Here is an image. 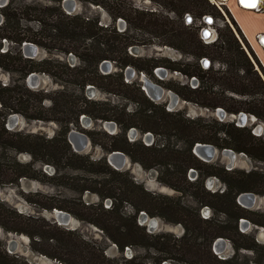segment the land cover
<instances>
[{
	"label": "trees",
	"instance_id": "trees-1",
	"mask_svg": "<svg viewBox=\"0 0 264 264\" xmlns=\"http://www.w3.org/2000/svg\"><path fill=\"white\" fill-rule=\"evenodd\" d=\"M45 1L50 4L33 5L10 0L7 6L0 8V15L4 18L0 24V49L3 40L18 46L16 53L11 50L0 52V68L17 75L13 85L3 86L0 83V146L4 151L27 152L33 158L30 164L15 162L9 167L2 165L0 156V184H15L22 178L41 180L35 168L38 162L53 164L57 174L61 168L68 167L94 175H106L110 177L108 181L97 183L96 188L86 187L85 190L98 194L101 200L112 199L109 209L101 205L98 216L101 219L95 224L121 252L126 247L153 250L158 254L156 264H250L240 254L242 250H247L254 254L255 264H264V245L239 231L238 221L248 215L237 202L238 196L243 193L264 195V173H246L236 169L229 171L217 164H205L192 151L196 143H202L213 145L221 151L230 149L255 160H264L256 154L263 150V141L252 134L251 128L238 127L235 122L212 120L217 128L211 129L201 125L202 119L191 120L183 117L181 112H170L165 105L153 102L142 90L141 84L126 83L124 76L126 69L133 67L157 84L175 91L184 101L210 110L222 108L234 115L245 113L264 121V67L230 11L227 10L226 14L239 38L234 28L225 23V30H218L217 40L205 43L197 22L202 23L205 17H211L215 24V16L223 18L217 6L209 0H152L167 15L139 10L126 0H80L102 6L114 22L124 18L127 28L123 32H119L115 25H101L99 18L67 14L62 8L64 0ZM187 15L192 19L191 24L186 23ZM33 21L39 23L38 29L29 25ZM131 30L149 32L161 38L162 46L179 50L193 62L133 57L129 48L136 43ZM24 43L35 44L48 52L73 54L79 58L80 64L71 67L58 60L27 58L23 54ZM203 59L210 61L208 68L203 66ZM104 61L114 62L119 71L102 74L100 66ZM217 62L225 64L227 68H216ZM159 67L179 72L188 79L196 78L199 84L196 88L165 84L154 74ZM32 73H44L60 80L63 88L52 92L30 89L26 79ZM88 85L119 96L127 104L88 99ZM46 102H50V105L47 106ZM129 103L136 104V108L128 109ZM11 114H20L30 121L55 122L60 125L61 131L52 139L38 134L12 132L6 127ZM83 115L102 122L113 121L118 125L120 132L109 137V145L103 146L107 154L121 151L145 169L165 167L167 171H160L159 182L180 193H190L196 198L198 206H186L179 198L151 194L129 178L128 172L111 167L105 157L93 161L89 156L75 152L68 135L72 127H80ZM202 127L210 133L206 138L199 136ZM132 128L142 135L149 132L169 141L165 144L155 141L151 146L141 141L130 142L127 133ZM87 135L97 144L94 132L89 131ZM173 136L180 140V147L170 142ZM202 166H206L207 170L202 171ZM191 169L201 170L196 181L187 178ZM209 176L220 178L226 190L222 193L207 191L204 183ZM60 179L62 177L49 178L52 182ZM60 182L66 184L63 180ZM161 199L170 201L169 209L177 215L171 222L183 225L185 231L182 236L149 233L145 226L138 224L141 212L165 218L161 212L164 207ZM126 202L134 206V215L125 216L122 212ZM204 206L212 207L217 214H224L225 220L201 218L200 210ZM6 213L5 205L0 201L1 225ZM262 217L255 223L264 227V215ZM17 232L24 233L21 230ZM64 233L75 235L78 239H65L62 249L76 256L79 263L75 264H120L117 259L108 257L104 249L83 240L75 232ZM218 238L233 243L234 256L221 259L214 253L213 245ZM2 255L3 259H8L5 252ZM55 258L61 260V257ZM137 258L132 257L125 264H135Z\"/></svg>",
	"mask_w": 264,
	"mask_h": 264
},
{
	"label": "rangeland",
	"instance_id": "rangeland-1",
	"mask_svg": "<svg viewBox=\"0 0 264 264\" xmlns=\"http://www.w3.org/2000/svg\"><path fill=\"white\" fill-rule=\"evenodd\" d=\"M21 1L33 5L50 4V2L45 0ZM126 1H128L129 4H131L134 8H137L139 10L158 11V13L167 15V12L165 13L163 8L159 6V4L153 2L152 0ZM76 2L77 7L76 11L73 14H82L91 18H99L101 25L106 27L115 25L119 32H123L126 30L127 24L124 18H118L114 22L108 12L102 6L84 3L80 0H76ZM62 8L68 14L63 6ZM216 9L222 14L223 18H221L220 16H215L216 20L213 26L208 25L206 21L204 22L207 25L204 22H197V26L200 27V31H202V28L207 27L211 30L216 29L218 35V30L224 31L226 27L225 23H228V25L232 29H235H233V31L239 38V34L236 32V28L234 27L230 17H228L226 14V11H229V9L226 6H221V8L216 7ZM170 16L175 19L173 14H170ZM189 19H191L190 16ZM2 20H4V18L0 15V24L2 23ZM120 21H123V27L120 26ZM186 23L191 24L192 22L186 19ZM29 25H32L37 29L39 28V23L36 21L30 22ZM130 34L134 37V41L136 43V45H133L129 48V53L133 57H154L158 59H170L171 61L176 62H193V60L189 56L183 54L179 50L170 46H162V39L149 32L131 30ZM214 41L215 40L212 37L209 40L207 39L205 43H212ZM38 48L39 51L37 57L35 58L36 60H58L67 63L71 67L78 66L80 64L79 58L73 54L65 55L59 51L48 52L41 47ZM135 48H138L137 53L134 51ZM8 50L16 53L18 51V46L7 40H3L1 42L0 52L3 53ZM112 66V74L119 71L114 62L112 63ZM159 68H164L168 71L167 77L164 79L165 84L174 86L178 84L188 85V87L190 88H196L199 84L197 79L195 83H192V79L186 78L179 72H172L165 67ZM216 68L225 69L227 68V66L225 64L217 62ZM133 69L137 71L135 68ZM100 72L104 74L101 68ZM38 74L41 76L40 86L33 90H44L45 92H52L63 88L60 80H57L44 73ZM140 74L141 73L137 71V75L131 79H128L125 74V82H136L141 84L139 79ZM155 76L157 79H159L156 74ZM16 78V74L6 72L5 70L0 68V83L3 86L13 85L14 79ZM153 82L157 84L155 81ZM159 86L164 88L166 92L164 98L161 101H157L155 103L165 105L166 110H171V108L169 107V102L170 99L171 102H173V97L170 92L168 94V91H172L175 94L177 93L173 90L163 87L162 85ZM68 87L69 89H72L71 86ZM90 87L94 89L91 90V93H88L86 90V97L88 99L103 102L107 101L112 104H127V102L121 99L119 96L105 93L100 88L94 85L87 86V88ZM46 105L49 106L50 102H46ZM135 108L136 104H128V109L132 110ZM173 112H181L183 114V117L189 118L191 120L197 121L199 119H202L203 121L201 122V125L210 127L211 129L217 128L212 120L221 121L216 114V110L207 109L194 102L184 101L182 98L176 104ZM18 116V123L12 128V130H10L12 132L38 134L43 136L45 139H52L61 131L60 125L55 122L30 121L20 114H18ZM84 116L85 119H83L82 121L80 119V127H72V129L85 135H87V132L89 131L94 132V138L96 139L97 144H95L87 135L89 138V145L84 152H81L79 154L89 156L91 160L97 161L107 154L103 146L109 145V137H111L112 135H117L120 130L116 132H112L109 129L105 130L101 127L102 124L100 122L102 121L95 120L88 115H83L82 117ZM255 119L256 121L249 122L247 124V127L252 129L253 135L259 137L258 139H261L263 141V144H261V148L263 150L258 151L256 154L258 157H262L264 159V132L258 134L255 131V127L257 125L264 126V121H259L256 117ZM224 122H235L237 126L236 120L232 118H227L226 120H224ZM7 123L6 127L9 130L10 128L8 127ZM86 123L88 125H86ZM139 133L141 134V132ZM209 134L210 133L208 132V129L203 127L199 132V136L203 138H206ZM128 140L130 142L133 141V139L130 137H128ZM154 140L162 142L164 144L169 141V139H165L162 136H154ZM137 141H141L144 145H146L141 139L140 135L137 137ZM170 142H172V144L176 145L177 147H180L181 145L180 140H178L175 136L171 137ZM147 144L150 143L147 142ZM0 156H2V165L9 167L13 166L15 162H19L24 165L33 162V158L29 153H17L16 151L11 149L4 151L1 146ZM128 158L130 159V161L128 162L127 166L121 171L128 172L129 178H131L136 184L141 185L145 191L151 194L162 195L169 198H179L181 202L186 206H198L197 200H195L196 198L190 193H180L178 191H175L171 187L159 182L158 178L160 175V171H162L163 173L167 171L165 167L145 169L139 163H134L129 156ZM229 160L230 159L228 157L219 153L214 162L209 164H217L218 166L223 167L227 170V164ZM202 162L208 164L204 161ZM35 168L37 169V175L41 180L22 178L15 184H0V201L5 205L7 212L5 217L3 218L4 220H2V225L0 224V264L79 263L75 255H70L69 253L62 250L64 243H66L65 239H67V241L68 239H77L75 235H65L64 232L69 231L75 232L76 235L81 237L83 240H86L91 244L104 249L108 257L117 259L120 264H125L126 261L131 259L132 257H138L135 264H156L158 260V254L153 250H147L142 247H126L125 251L121 252L118 247L114 243H112L103 233V231L95 224V221L101 219L100 217H98L100 214L99 212L101 205L103 204V208L109 209L112 206V199L110 200V198H108L106 200H101L98 194L92 192L91 190H85V188H96L97 183L108 181L110 178L109 176L94 175L93 173H90L88 171L76 170L68 167L61 168L60 172L57 174L56 167L53 164H45L43 162H38L37 164H35ZM235 169L245 171L246 173L251 171L264 173V160H255L244 154L243 156H238L235 164ZM206 170L207 167L202 166V171ZM42 174L46 175L47 177H44ZM200 175L201 170L191 169L190 173H188L187 178L189 181H196V179ZM51 176H58V178L62 177V179L60 180H63L66 184H60V180H55L54 182H52V180H49ZM204 186L205 189L207 191H210L211 193H222L224 190H226V185L220 178L216 176L207 177L205 179ZM257 196L258 198L253 207H242L248 217H243L240 220H247L250 226L247 229L243 226L241 227L239 220L238 227L241 233L250 236L258 244L264 245V227L259 226L255 223V221H260L261 219H263L262 216L264 215V195L262 196L257 194ZM161 201L164 205L161 212L165 215L166 219L159 216L152 217L148 215L149 218L157 219V223L155 225L153 233H169L177 237L182 236L185 231L183 225L171 222L176 219L177 215L172 209H169L170 201L168 199H161ZM54 210H61L68 214L70 216L69 223L64 224L57 222L53 214ZM205 211H207V213ZM122 212L125 216L134 215V206L129 202L124 203ZM141 213L137 219V222L139 225L145 226L147 228V231L149 232L150 224L148 222L142 223L140 221ZM200 215L203 219H209L210 217H212L217 219L218 221H223L226 218L224 214H217V212L210 206H204L200 210ZM19 230L24 231V233L17 232ZM225 240L227 241V244L230 245V248H227L225 250L224 255L232 257L235 254L233 243L228 239ZM4 252L8 255V259L6 260L3 259V255L1 256V254H4ZM214 253L216 254L215 251ZM240 254L243 256L242 258H246L250 262V264H255L253 262L254 254L251 251L242 250ZM55 256H58L59 258L61 257V260L55 258ZM162 264L180 263L164 262Z\"/></svg>",
	"mask_w": 264,
	"mask_h": 264
},
{
	"label": "water",
	"instance_id": "water-1",
	"mask_svg": "<svg viewBox=\"0 0 264 264\" xmlns=\"http://www.w3.org/2000/svg\"><path fill=\"white\" fill-rule=\"evenodd\" d=\"M8 3H9V0H0V8L7 6ZM62 6L68 12V14L71 15L76 11L77 2L76 0H64ZM190 20L191 19L188 18V21ZM205 21L211 26L214 24V20L211 17H205ZM120 24H121V27H123L124 25L123 21H120ZM201 34L204 39L207 38L208 40L211 39L212 37L214 40H216L218 37L217 31L211 30L210 28H204L201 31ZM260 43L264 46V36L261 37ZM22 49H23L24 55L27 58H31V59H35L39 51V48L32 43H24ZM134 51L137 53L138 48H135ZM202 63L205 68H208L211 65L208 59H203ZM100 68L102 72L105 75H107L111 73V69L113 68V66L110 61H104L101 64ZM156 73L160 80H164L167 77L168 71L164 68H157ZM125 74L128 79H131L137 75V71H135L132 67H128L127 70L125 71ZM139 79L142 85V90L146 93V95L152 101L157 102V101H161L164 98L165 92H166L164 88L155 84L144 73L140 74ZM40 82H41V76L38 73H32L26 79L27 86L30 89L38 88L40 86ZM195 82H196V79H193L192 83H195ZM92 89L94 88L90 87L88 89L89 90L88 93H91ZM169 92L173 93L172 91H168V94ZM173 94L175 95V98L173 102H171V99H170V102H169V107L171 108L170 111H173V109L176 106V103L178 102V99L181 100V98L177 94L175 93ZM216 114L221 121H224L227 118L235 119L237 126L239 127H245L247 126L249 122H254V119H255L254 116H251L245 113H241L239 115L229 114L222 108L217 109ZM18 120H19L18 114L9 115L7 119V122H8L7 124H8V127L10 128L9 130H12V128L18 123ZM100 123L102 124L101 127L105 130L109 129L112 132L118 130L117 124L113 121H104ZM86 125L88 124L86 123ZM255 131L256 133L261 134V132L259 131L258 125L255 127ZM139 135L143 141L148 142L150 144L153 142L152 133L148 132V133H145L144 135H141L139 131H137L135 128L131 129L128 133V137L132 138L133 141H136ZM68 140H69V143L73 146L74 151L77 153L84 152L89 145L88 136L74 129H72L71 132L69 133ZM192 151H193V154L197 158H199L200 160L206 163L214 162V160L216 159L219 153L228 157L230 160L227 164V170L229 171L235 169V164H236L238 156L244 155V153H236L235 151L230 150V149H224L221 151L213 145L202 144V143H196ZM104 157L106 158L108 164L117 171L123 170L127 166L128 162L130 161L128 156L121 151H114L112 153H108ZM247 198L249 200L247 202L250 203L251 206H253L258 196L254 193H243L239 195L237 198L238 204L243 208H248L247 206H243V203L244 201L247 200ZM56 211L57 210H54L53 214L57 222L68 224L69 220L67 218L63 219V215L61 213H56ZM140 221L142 223L148 222L150 224L149 233H153L155 229V223L157 222L156 218H149V216L145 212H142L140 216ZM243 222L246 226L244 228L247 229L250 226L249 222L247 220H244ZM227 248H230V245L227 244V241L223 238H218L213 245L214 251L216 252L217 255H219L221 259L230 258V256L224 255V252Z\"/></svg>",
	"mask_w": 264,
	"mask_h": 264
},
{
	"label": "crops",
	"instance_id": "crops-1",
	"mask_svg": "<svg viewBox=\"0 0 264 264\" xmlns=\"http://www.w3.org/2000/svg\"><path fill=\"white\" fill-rule=\"evenodd\" d=\"M213 3L229 9L264 67V47L259 42V38L264 36V0H225L224 3L213 0Z\"/></svg>",
	"mask_w": 264,
	"mask_h": 264
},
{
	"label": "bare ground",
	"instance_id": "bare-ground-1",
	"mask_svg": "<svg viewBox=\"0 0 264 264\" xmlns=\"http://www.w3.org/2000/svg\"><path fill=\"white\" fill-rule=\"evenodd\" d=\"M222 1H223V3L225 2V0H220V2H222ZM254 7L256 8V6H254ZM170 94L173 96V98H175V95H174L173 93H170ZM178 100H179V99H178ZM254 121H256V120L254 119ZM258 126H259V131L261 130L260 132L263 133V132H264V126H263V125H258ZM247 201H249L248 198H247L246 201H244L243 206H247L248 208L253 207V206H251L250 203H248ZM56 213H61V214L63 215V219L67 218V219L69 220V218H70V217H69L65 212H63V211L57 210ZM149 222H150V220H149ZM68 223H69V221H68Z\"/></svg>",
	"mask_w": 264,
	"mask_h": 264
},
{
	"label": "built area",
	"instance_id": "built-area-1",
	"mask_svg": "<svg viewBox=\"0 0 264 264\" xmlns=\"http://www.w3.org/2000/svg\"><path fill=\"white\" fill-rule=\"evenodd\" d=\"M209 1H210L212 4L216 5L217 7H219V8H221V6H222V5L218 4V3H213V0H209ZM186 17L189 18V15H187ZM188 18H187V20H188ZM204 19H205V18H204ZM190 21L192 22V19H191ZM208 25H209V24H208ZM213 25H214V24H213ZM213 25H212V26H213ZM120 26H121V24H120ZM210 26H211V25H210ZM206 28H207V27H206ZM203 29H204V28H203ZM203 29H202V30H203ZM214 30L216 31V29H214ZM201 35H202V34H201ZM262 37H263V36H262ZM202 38H203V37H202ZM203 39H204V38H203ZM260 39H261V38H259V42H260ZM206 40H207V38L204 39V41H206ZM216 40H217V39H216ZM216 40H215V41H216ZM260 44H261V43H260ZM261 45H262V44H261ZM262 46H263V45H262ZM263 47H264V46H263ZM202 61H203V60H202ZM155 71H157V70H155ZM193 79H196V78H193ZM193 79L191 80V82H193ZM146 143H147V142H146ZM192 173H193V172H192ZM205 212L207 213V211H205ZM243 221H244V220H240V225H241V227H242V226L244 227V225H245Z\"/></svg>",
	"mask_w": 264,
	"mask_h": 264
},
{
	"label": "flooded vegetation",
	"instance_id": "flooded-vegetation-1",
	"mask_svg": "<svg viewBox=\"0 0 264 264\" xmlns=\"http://www.w3.org/2000/svg\"><path fill=\"white\" fill-rule=\"evenodd\" d=\"M7 52V51H6ZM4 53V52H3ZM31 59V58H30ZM157 71H155V74L157 75V73H156ZM147 76V75H146ZM127 77V76H126ZM157 77H158V75H157ZM149 78V77H148ZM159 78V77H158ZM160 80V79H159ZM161 81H164V80H161ZM142 86V85H141ZM89 88H87V92L89 91L88 90ZM173 97V96H172ZM173 101H174V98H173ZM180 100H178V102H179ZM154 102V101H153ZM177 102V103H178ZM176 103V104H177ZM168 111H170V109H168ZM170 112H172V111H170ZM83 119H85V116L84 117H81V121L83 120ZM118 126V125H117ZM133 129V128H132ZM118 130H120L119 129V127H118ZM118 130H116V131H118ZM131 130V129H130ZM129 130V131H130ZM137 130V129H136ZM116 131H114V132H116ZM138 131V130H137ZM261 131V130H260ZM129 133V132H128ZM128 133H127V136H128ZM144 135V134H143ZM153 135V134H152ZM137 141V140H136ZM136 141H132V142H136ZM147 146H151L154 142H155V140H154V135H153V142L151 143V144H147L145 141H143ZM157 223V222H156ZM156 223H155V225H156ZM244 227H246L245 225H244ZM248 227V226H247Z\"/></svg>",
	"mask_w": 264,
	"mask_h": 264
}]
</instances>
